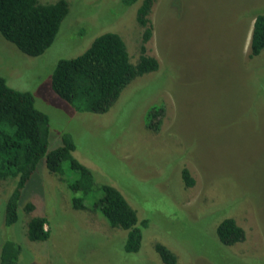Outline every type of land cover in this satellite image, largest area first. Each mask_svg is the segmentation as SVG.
<instances>
[{"label":"rangeland","instance_id":"rangeland-1","mask_svg":"<svg viewBox=\"0 0 264 264\" xmlns=\"http://www.w3.org/2000/svg\"><path fill=\"white\" fill-rule=\"evenodd\" d=\"M66 1L68 13L42 54L27 56L0 35V76L31 93L48 117L47 151L70 135L72 157L96 185L115 188L137 224L147 226L139 250L124 252L127 231L109 227L92 209L94 198L84 210L71 208L67 186L76 174L68 163L59 176L41 160L22 191L19 220L9 227L4 202L13 181H0V244H20L17 264H163L156 243L175 255V264H264V50L248 57L251 11H264V0H154L144 47L158 70L133 79L104 114L75 112L51 90V75L59 60L81 55L109 32L137 62L141 0ZM160 102L164 113L153 132L146 115ZM184 168L191 187L181 180ZM33 216L47 219V240L27 239ZM225 218L243 229L242 242L220 244L215 228Z\"/></svg>","mask_w":264,"mask_h":264},{"label":"trees","instance_id":"trees-1","mask_svg":"<svg viewBox=\"0 0 264 264\" xmlns=\"http://www.w3.org/2000/svg\"><path fill=\"white\" fill-rule=\"evenodd\" d=\"M121 1L125 6H131L138 0ZM153 2L154 0H141L136 10V23L143 28L137 62H130L125 43L118 34L103 33L81 55L57 62L50 79L53 93L75 112L104 114L116 101L121 90L133 79L157 71V60L147 56L144 47L152 33L148 15ZM68 7L66 0L53 3L0 0V35L23 54L38 56L52 44L68 13ZM256 11H251L255 13L249 41V58L264 50V11ZM163 113L161 102L149 108L146 115L148 129L158 131ZM48 134V117L35 108L31 93L8 87L0 76V181H13L4 202V226L9 227L19 220L22 191L41 160L49 173L59 176L63 173V163H68L69 169L76 174V179L67 186L73 194L71 208L84 210L86 201L94 198L92 209L100 212L108 226L127 231L124 252H137L142 229L147 226L146 220L137 224L135 211L115 188L94 183L91 172L72 157L74 143L70 135L62 134L61 145L47 151ZM180 176L185 187L193 185L187 169H182ZM32 208L28 203L24 210L29 212ZM47 224L45 217L30 218L27 222V239L37 242L47 240L49 231L44 230ZM215 235L224 246L242 242L245 238L243 229L232 218L219 222ZM154 251L163 264H175V255L164 245L156 243ZM20 253L19 243L10 239L2 241L0 264H17Z\"/></svg>","mask_w":264,"mask_h":264}]
</instances>
